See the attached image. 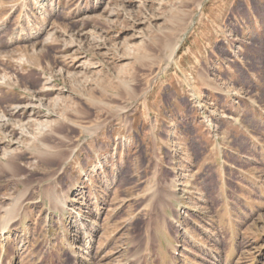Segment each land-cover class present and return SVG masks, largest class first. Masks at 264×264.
<instances>
[{"label":"rangeland","instance_id":"obj_1","mask_svg":"<svg viewBox=\"0 0 264 264\" xmlns=\"http://www.w3.org/2000/svg\"><path fill=\"white\" fill-rule=\"evenodd\" d=\"M0 264H264V0H0Z\"/></svg>","mask_w":264,"mask_h":264}]
</instances>
